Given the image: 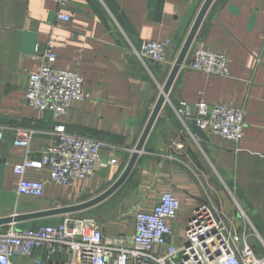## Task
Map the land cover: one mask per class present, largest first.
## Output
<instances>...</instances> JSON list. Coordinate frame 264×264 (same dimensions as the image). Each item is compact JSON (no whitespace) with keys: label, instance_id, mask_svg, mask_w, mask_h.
Here are the masks:
<instances>
[{"label":"crops","instance_id":"1","mask_svg":"<svg viewBox=\"0 0 264 264\" xmlns=\"http://www.w3.org/2000/svg\"><path fill=\"white\" fill-rule=\"evenodd\" d=\"M204 1L72 0L71 19L64 21L49 0H0V218L85 203L120 178ZM49 39L56 41L57 66L78 69L91 94L74 101L63 121L70 132L105 143L102 162L93 178L73 185L51 182L47 167L30 168L26 177L44 183L43 195L21 196L14 166L28 156L41 158L60 121L25 98L30 75L40 67L35 46ZM147 40L170 43L167 62L139 54ZM198 48L227 56L230 75L191 69ZM182 100L243 107L240 142L184 122L176 111ZM18 128L35 131L28 144L16 142ZM166 192L181 204L178 216L168 220L170 243L185 245L193 212L209 204L224 221L236 223L235 230H246L264 255V0H214L131 173L115 192L74 213L29 220V227L22 225L29 221L0 225V231L57 225L74 215L95 218L106 237L132 235L137 212H152Z\"/></svg>","mask_w":264,"mask_h":264},{"label":"built area","instance_id":"2","mask_svg":"<svg viewBox=\"0 0 264 264\" xmlns=\"http://www.w3.org/2000/svg\"><path fill=\"white\" fill-rule=\"evenodd\" d=\"M49 1L60 7L59 19H71L67 9L72 0ZM56 48L54 39L35 46L34 56L40 67L30 75L26 102L38 111L51 112L60 121L54 126L53 142L41 158L28 156L14 166L19 177L17 193L21 196L43 195L44 183L26 177L30 168L47 167L51 182L73 185L78 180L93 178L102 162L105 143L70 132L63 121L74 101L88 100L91 94L78 69L57 66ZM169 49V42L147 40L139 54L153 63H165ZM189 67L208 75H230L227 56L211 48L196 49ZM176 111L184 122L193 121L200 129L211 130L223 139L234 143L242 139L246 118L243 107L182 100ZM34 132L31 128H18L16 142L28 144ZM180 207V200L173 193H163L152 212H137L132 235L116 237H106L93 217L66 215L57 225L34 228L10 225L0 231V264H17V257L25 258L23 264H264V255L249 243L248 232L235 230L236 223L224 221L209 204L193 212L186 228L187 243L181 247L170 243L173 228L168 220L178 216ZM163 245L167 246L165 253L155 251L156 246Z\"/></svg>","mask_w":264,"mask_h":264},{"label":"water","instance_id":"3","mask_svg":"<svg viewBox=\"0 0 264 264\" xmlns=\"http://www.w3.org/2000/svg\"><path fill=\"white\" fill-rule=\"evenodd\" d=\"M214 2V0H205L202 7L199 10V13L192 25V28L178 54V57L173 65V68L170 72V75L167 79V81L165 82L163 88H162V92L156 102V104L153 107V111L149 117V120L144 128V131L142 133V136L136 146V149L125 169V171L123 172V174L120 176V178L109 188L107 189L105 192H103L102 194H100L99 196L85 202V203H81V204H76V205H69V206H58L55 208H50V209H44V210H39V211H33V212H29V213H22V214H15V215H11V216H6V217H2L0 218V225H6V224H11V223H20V222H25V221H29V220H36V219H40V218H45V217H50L53 215H62V214H71L74 213L76 211L91 207L99 202H101L102 200H104L105 198H107L109 195H111L113 192H115L127 179V177L129 176V174L131 173L138 157L139 154L141 152V150L143 149L145 142L150 134V131L159 115V113L161 112L164 104L166 103L169 93L171 91V88L175 82V79L178 75V72L180 70V68L182 67L187 54L189 53V50L191 48V45L193 43V40L206 16V13L208 12L210 6L212 5V3Z\"/></svg>","mask_w":264,"mask_h":264},{"label":"rangeland","instance_id":"4","mask_svg":"<svg viewBox=\"0 0 264 264\" xmlns=\"http://www.w3.org/2000/svg\"><path fill=\"white\" fill-rule=\"evenodd\" d=\"M245 222H246V226H247L248 230L250 229L249 232H250V231L252 232L253 230H252L251 227L249 226V224H248V220H245ZM31 223H33V222H32V221H31V222L29 221V222H27V223L25 222V223L22 224V225H23L24 227H27V226L29 227V224H31Z\"/></svg>","mask_w":264,"mask_h":264}]
</instances>
